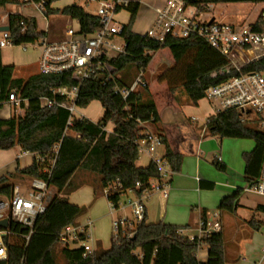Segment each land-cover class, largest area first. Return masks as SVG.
Masks as SVG:
<instances>
[{
  "label": "trees",
  "instance_id": "trees-1",
  "mask_svg": "<svg viewBox=\"0 0 264 264\" xmlns=\"http://www.w3.org/2000/svg\"><path fill=\"white\" fill-rule=\"evenodd\" d=\"M59 0H52L53 3ZM107 1V0H96ZM186 4H264V0H184ZM6 0H0V6ZM138 3H129L126 8L129 20L122 26L120 38L123 41V53L111 59L116 72L107 81L94 77L85 81L79 91L76 106L86 109L92 102H98L104 113L97 123L85 118L72 119L67 127L69 113L60 108L41 109L38 99L51 97L50 91L61 86H73L75 83L69 73L61 75L35 74L27 79L14 78V67L4 66L0 52V109L6 104L12 91L23 95L27 107L23 116H14L0 120V150L7 151L18 147L22 153L34 156L31 166L0 177V195L10 197L15 186L13 181L28 179L48 180L56 190L48 210L39 216L34 225V232L26 243L24 236L28 230L10 223L9 234L3 238L7 250V259L0 264H57L55 249L59 245L58 237L68 226L84 214V209L69 203L65 195L73 191L70 184L77 171H84L98 176L99 189L102 193L109 190L108 202L115 207L126 192L140 198L149 189L150 184L159 178L158 170L153 163L147 167H138L137 142L143 138V130L136 129L138 123L157 126L160 118L151 96L149 86L144 81L131 92L127 99L115 92V88L128 90L140 73L145 74L153 54L168 49L174 66L158 76L157 81L166 83L169 92L175 95L184 94L194 105L204 99L205 91L237 75L234 69L229 74L218 75L223 68L229 67V61L206 43L197 38L180 39L167 35L163 42L132 32L137 18ZM51 15H62L77 21L78 34L87 36L100 24L98 17L88 14L78 6H67L53 10ZM13 42L34 41L42 36L35 31L33 23L28 24L26 35L20 34L18 21L11 20ZM243 73L256 72L264 74V58L250 63L242 69ZM216 73V77H211ZM179 87L182 91H179ZM128 108V117L118 115ZM108 123L114 126L113 132L107 134ZM207 127L210 135L221 137L225 131L234 130L240 136L252 139L257 148L242 154L244 162V182L253 184L257 179L264 160V129L256 116L247 115L245 119L236 111H224L212 118ZM165 146L164 159L169 164L171 174L179 173L183 155L174 153L166 138L157 130ZM68 133V134H67ZM57 153L54 156V148ZM54 164L48 175L51 161ZM213 167L225 172V166L215 159ZM170 184V180L168 181ZM200 187L211 190L214 185L201 182ZM241 189L224 198L218 211L234 214L239 207ZM63 195V196H62ZM257 211L264 214V207ZM206 212H202V219ZM259 224L256 226L258 229ZM188 227H177L164 223L147 224L145 220L134 227L121 230L111 238L107 250L98 249L93 255L83 257L82 249L62 247L60 254L66 264H225L226 251L221 232L209 235L204 239L208 259L200 262L197 259L198 241H191L189 236L180 234Z\"/></svg>",
  "mask_w": 264,
  "mask_h": 264
},
{
  "label": "built area",
  "instance_id": "built-area-1",
  "mask_svg": "<svg viewBox=\"0 0 264 264\" xmlns=\"http://www.w3.org/2000/svg\"><path fill=\"white\" fill-rule=\"evenodd\" d=\"M97 3L98 8L94 16L98 17L100 24L87 36L79 35L68 25L64 28L58 25L59 28L52 23L51 13L54 10L52 0H6L5 4L0 6V28H8V31L0 32V50L14 46L23 50H37L39 74L69 73L75 83L73 86L52 89L51 97L38 99L41 109L56 107L67 111L69 113L67 127L71 126L72 119L81 118L78 116L79 108L76 106L81 85L94 77L104 78L106 81L111 79L116 69L109 61L124 51L123 44L114 41L120 38L122 31V25L116 21V15L118 10L126 8L129 2L107 0ZM214 6L213 4L192 6L186 4L184 0H166L162 7L154 10L153 26L144 35L159 42H163L167 35L180 39L197 38L225 57L230 66L221 69L218 75L229 74L230 69H234L237 75L219 85L209 87L205 91L204 99L217 106V114L236 111L242 119L247 115L256 116L264 129V74L242 72L248 64L264 58V4L254 21L243 24L217 22L211 14ZM64 17L60 15L57 19ZM12 19L18 21L21 35H26L28 24L33 23L35 31L42 33V36L34 41L15 44L11 33ZM56 32L61 33L63 38H53ZM216 76V73L211 75ZM140 85H144L143 73L137 76L128 90L115 88V92L125 101ZM21 103L27 104V100L16 91L9 94L6 102L15 107H19ZM128 111V108H124L118 117H128ZM146 124L148 123L139 122L136 127L143 130V138L137 142V153L138 156L145 155L150 158L158 170L159 178L150 184L142 197H134L127 201L125 205L131 210L133 221L126 217L113 220L112 230L115 237L126 227L132 228L145 220L144 202L149 194L165 193L169 187L168 179L171 176L169 164L157 153L158 148L162 146V139L158 134L146 129ZM56 153L57 146L54 148V156ZM53 164L54 157L47 171L48 175ZM243 192L264 198V160L257 179L253 184H247ZM109 194V190L103 192L106 198ZM55 195L56 190L49 185L48 180L29 179L26 188L15 185L10 197L0 195V221L7 220L8 227L10 223H15L26 228L28 234L24 239L28 243L37 218L48 210ZM120 207H122L120 203L116 207L110 203L111 212ZM8 227L0 228V261L7 259L3 238L9 234ZM220 230L219 213L212 215L206 213L205 218L199 221L197 236L189 239L198 241L199 251L204 246V239L211 234L219 233ZM179 233L183 234L182 231ZM58 243L67 249H82L83 257L91 256L95 251L92 247L90 223L64 228L58 237ZM261 253L264 256V248Z\"/></svg>",
  "mask_w": 264,
  "mask_h": 264
},
{
  "label": "crops",
  "instance_id": "crops-1",
  "mask_svg": "<svg viewBox=\"0 0 264 264\" xmlns=\"http://www.w3.org/2000/svg\"><path fill=\"white\" fill-rule=\"evenodd\" d=\"M125 1L139 4L137 14L139 12L147 13V20L144 26L136 30L134 29L135 22L132 27L133 33L144 35L145 31L153 23L154 10L162 7L166 0ZM128 20L129 16L125 20L117 21L116 19L122 26L126 25ZM72 21L75 22L73 29L77 33L79 25L77 21ZM53 38L60 39L63 38V35L56 32ZM117 39L114 41L116 42ZM156 53L152 56L148 68L153 65ZM1 61L4 66H13L15 72L14 65L5 63L2 58ZM36 67V71L32 74L16 79H27L32 75L38 74V58ZM147 84L155 103L160 123L157 126L146 124L145 127L155 134L158 133L157 130L160 131L166 138L170 149L174 153L183 155V161L180 172L171 174L169 177L168 181L170 180V184L165 193L152 192L148 195L144 202L145 222L147 224L161 222L166 225L188 227L187 230L183 231V235L195 237L197 236L199 221L202 219V212L209 213L213 209L218 211L221 201L231 196L237 189L242 190L241 195H251L243 192L247 184L244 182L245 165L242 160V154L255 150L257 145L252 139L242 137L234 130L225 131L221 137L210 135L206 124L217 115V106L206 99H202L194 105L185 95L171 94L166 83L151 80ZM93 103L100 110L99 115L96 116L97 118H92L85 114L88 107L86 109H78V116L97 123L104 111L98 102H92L91 104ZM26 107L27 104H24V108ZM23 114L24 109L5 104L0 109V120H8L14 116H23ZM113 129L112 123H108L105 127L107 134H111ZM157 153L159 157H164L165 146L159 147ZM33 159V155L22 153L18 147L7 151L0 150V177L14 173L17 168L22 170L31 166ZM215 159H219L218 161L224 164L225 172H219L213 167L212 162ZM150 163V158L145 155L139 156L136 161V165L142 168L147 167ZM201 182L211 183L214 188L211 190L202 188L200 187ZM70 184L73 191L64 197L67 198L70 204L83 208L85 212L84 217H79L76 224L83 226L90 223L92 247L95 251L98 249H109L112 237L110 242H108L107 236L97 235L95 227L104 218H111L112 221L116 219L115 215L119 218L121 216L119 215L120 211H125L126 205L111 212L110 203L99 189L98 177H91L88 172L77 171L72 176ZM128 193L134 198L131 192H126L124 195L128 196ZM122 197L120 198V204ZM258 206L264 207V202H257L254 207L250 208L251 218L245 221L249 227L255 230H258L261 224H264V221L259 223L255 220L254 213H259L257 211ZM218 213L220 215V232L223 234L222 213ZM258 224L259 227L256 229ZM197 259L200 262L207 261L208 252L206 246H203L197 252ZM238 259L241 260V257ZM228 261V258H226L225 264H229Z\"/></svg>",
  "mask_w": 264,
  "mask_h": 264
},
{
  "label": "rangeland",
  "instance_id": "rangeland-1",
  "mask_svg": "<svg viewBox=\"0 0 264 264\" xmlns=\"http://www.w3.org/2000/svg\"><path fill=\"white\" fill-rule=\"evenodd\" d=\"M86 3H88L87 6ZM72 5L82 7L86 13L91 15H95L98 8V3L96 0H59L53 4V9L61 10L64 7ZM261 7L262 4L251 3L220 4L214 6L211 14L214 15L216 21L220 23L243 24L254 21L257 18ZM118 14V16L116 15L117 21L125 20L129 16L125 10H121ZM59 16L60 15L51 19L52 23H55L57 27H59L58 25L63 28L66 25L74 27L75 22H73L71 19L65 17L62 19H57ZM146 20L147 13L139 12L135 20L136 24L134 25V29L139 30L140 27L144 26ZM57 22L59 23L57 24ZM152 26L153 24L148 27L145 33H147L152 28ZM116 42L120 45L123 44L121 38H118ZM38 56L39 52L37 50H23L18 46L6 48L1 51V58L3 61L9 65L15 66V78H23L35 72L37 68L36 61ZM173 66L174 63L169 50H160L154 57L153 65H151L146 70L144 74V81L147 83L151 82V80H157L159 75L168 71ZM178 90L182 91L180 87ZM176 92L178 93V91ZM179 94L181 96L184 95L181 93ZM99 113V107L94 103L89 105L85 111V114L92 118H97L96 116H98ZM91 177L97 178L98 176L91 174ZM13 183L18 187L26 188L28 186L29 179L23 178L21 180H15ZM69 194H71V192ZM69 194H67V196ZM129 199H133L129 193L128 196L124 195L122 197L121 205L125 206V203H127ZM239 200L240 206L238 207L235 214L222 213V225L224 228L223 239L226 258H228L229 264H264V256L261 253L262 249L264 248V224H261L259 229L255 230L249 227L245 222L251 218L252 213L249 209L254 207L257 202H264V198L243 194ZM218 212L219 211L216 209L209 211L211 215ZM119 215H121L120 217L126 216L130 221H133L131 210L127 206L125 211H120ZM254 215L257 222L260 223L264 221L263 213H254ZM81 217H84V214ZM115 218L117 219V215H115ZM111 221V218H104L95 227L97 235L99 234L101 236H107L108 242H110V238L113 236V221ZM61 248L62 246L58 245L55 249L56 262L57 264H66L65 260L60 254ZM239 257H241V260L238 259Z\"/></svg>",
  "mask_w": 264,
  "mask_h": 264
},
{
  "label": "water",
  "instance_id": "water-1",
  "mask_svg": "<svg viewBox=\"0 0 264 264\" xmlns=\"http://www.w3.org/2000/svg\"><path fill=\"white\" fill-rule=\"evenodd\" d=\"M2 31H8V28H0V32ZM8 227V221L7 220H2L0 221V228L6 229Z\"/></svg>",
  "mask_w": 264,
  "mask_h": 264
}]
</instances>
